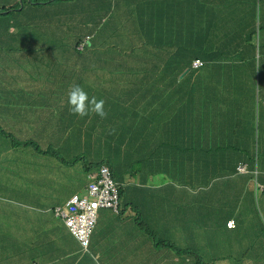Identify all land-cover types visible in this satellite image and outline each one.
Here are the masks:
<instances>
[{
	"label": "crops",
	"instance_id": "crops-1",
	"mask_svg": "<svg viewBox=\"0 0 264 264\" xmlns=\"http://www.w3.org/2000/svg\"><path fill=\"white\" fill-rule=\"evenodd\" d=\"M70 1L75 3L78 0ZM142 1L120 0L119 3L118 0L119 4L110 2L113 7L121 9L124 19L114 11L103 17L91 8L88 15L84 16L85 22H80V19L53 25L43 22V33L36 31L35 16L29 7L19 13L24 8L23 0L14 20L10 21L9 17V21L0 19V123L9 120L13 126L3 128V132H0L5 140V143H0V164L5 166L9 154V147L3 153L2 146L7 144L12 147L13 142L21 143L24 154L17 155V161L12 156V177L9 180L19 189V198L22 200L18 202L21 208L15 216L20 223L27 219L24 228L8 221H4L0 228L5 227L1 234L13 248L20 247L21 240L28 238L29 244L25 245L28 246L27 262L22 263L142 264L136 261V255L147 250L148 233L142 229L141 212L132 200L143 194L146 196L147 188L154 189L162 184L142 183L138 178L128 176L130 174L123 178H126L123 182L118 177L125 194V198L121 199L120 213L100 210L88 251L82 249L64 225L63 219L52 212L54 207L64 206L72 196L85 191L91 173H95L91 169L106 163L108 159L114 162L122 160L117 158L116 150L109 149L105 139L115 129L112 127L116 126L118 110L129 101L110 96L116 91L108 85L102 87L99 78L103 75L113 77L110 81L116 78L126 80L125 84H118L119 88L135 90L141 95L138 103L143 114L140 123L143 126L153 124L154 121L150 120L153 109L161 110L163 107L164 110L168 108L172 111L169 114L170 123H159L160 127L164 124L176 142H185L193 156L201 157V162L211 157L213 174L222 175L223 179L218 183L212 181L208 189L200 187L203 184H198L196 179L190 180L192 187L176 181L182 174L181 170L173 166L171 176L175 181L161 176L170 181V188H178L175 193L179 199L189 202L186 213L179 209L176 218L190 229L189 235L182 232L180 242L192 241L194 247L179 249L197 252L199 259L206 263L229 264L211 262L210 257L211 248L225 241V236L221 235L224 222L228 225L234 219L232 216L228 218L229 211L233 210L237 221H251L254 196H250V190L255 188L254 182L251 184L247 180L237 179L240 175H234L231 170L236 163L252 155L256 140L253 135L255 128H263L264 143V106L260 103V109L256 103L260 95L262 100L264 98V70L261 69L260 55L264 53V0H154L160 21L168 17L172 19L173 32H164L165 28L155 22L152 36L158 40L165 39L167 50L153 54L140 52L141 43L133 44L124 38L132 31L128 21L132 18L131 13L139 18L141 29L146 30V27L152 26L153 16L149 17L147 10L142 9ZM88 2L92 1L86 0V4ZM63 11V8L60 9V14ZM8 32H11L10 37H7ZM252 36L253 42L248 45ZM77 37L83 39L76 46ZM90 41L93 50L91 54L75 52L84 51ZM34 45H39L42 51L50 48L51 54H41L38 59L40 65L38 68L33 67L31 78L15 76L9 68L10 62H17L21 55L20 48H32ZM81 45H84L83 50H79ZM253 47L256 50L252 53ZM254 54L257 55L256 61L253 60ZM151 59L159 67H164V61L193 63L199 60L205 65L194 72L189 67L175 81H169L167 74L162 72L156 77L155 90H151L154 97L149 99L145 91L151 89L148 80L150 71L147 74V63ZM54 63L66 69L55 68L53 71ZM19 64L16 70H20ZM175 71L176 75L181 73L180 66H176ZM64 73L74 76L72 78L67 74L61 80L59 75ZM189 73L193 76L187 77ZM135 78L141 79L140 84H131ZM164 78L166 85L161 83ZM74 84L83 87L89 97L95 96L105 101L106 118L101 119L94 114L81 118L71 114L68 99L63 96L68 94ZM132 86H139V92ZM183 87L187 88L186 92H181ZM181 94L185 96L181 97ZM184 101L189 107L186 112H181L183 116L178 119L177 110ZM134 103L130 102V105ZM170 103L175 106L169 107ZM21 119L28 121L22 123V127L16 121ZM105 128L108 132L103 131ZM96 134L100 137H96ZM179 134L182 137L177 139ZM129 136L133 138V135ZM102 137V146L92 147L84 143L96 142ZM144 139L139 137L140 141ZM3 171L7 172L5 168ZM192 173H195V166ZM186 186H190L191 190L186 191ZM217 188L220 192L219 189L217 192ZM170 230L167 228L164 233L167 240L161 235L158 237L174 245L176 240ZM202 233H210L213 237L202 243V251H198L195 235ZM217 241L216 244L212 243ZM56 242L60 247L55 245ZM161 243L156 241L159 247L169 248ZM235 248L239 253L249 250L248 246L239 249L238 244ZM260 252L264 258V250ZM10 254L13 264L21 262L18 251L13 250ZM250 254L251 258L243 255V260L232 262L257 264L259 257L253 252ZM175 256L183 258V262L188 264L197 262L192 254L176 252Z\"/></svg>",
	"mask_w": 264,
	"mask_h": 264
},
{
	"label": "trees",
	"instance_id": "trees-1",
	"mask_svg": "<svg viewBox=\"0 0 264 264\" xmlns=\"http://www.w3.org/2000/svg\"><path fill=\"white\" fill-rule=\"evenodd\" d=\"M92 2H88L86 4V0H78L77 2L73 3L70 0H23L24 8L21 11L23 13L28 9V7L33 11L34 16V22L37 25L36 28L39 33L44 30L43 22L49 23L53 25L54 23H60L61 21H66L70 20V22L77 21L80 19V22H85L84 16H87V12L93 8L92 10H96L97 13L100 16H105L109 14L110 12L114 11L115 13H119L120 17L124 19V15L120 12V8H115L111 5V3H118V0H91ZM111 2V3H110ZM34 3V5L32 4ZM114 5V4H113ZM142 9L147 10V14L149 17L153 16V23L150 28L146 27V30L141 29L139 26L141 23L139 22V18L132 15L131 13V19L128 20L131 24V33H128L126 35L127 37L124 36L125 39H128L131 43H141V51L142 53H156V51H164L166 52L167 50V45H165V39L163 40H158V38H154L152 36L154 34V29L153 26L155 22H159V26H163L164 28L167 27V32L171 33L173 32V29H171V18L168 17L164 19L162 22L160 21V14L156 12V6L157 3L153 0H143L142 1ZM20 8V3L16 4L15 6L12 7H4L3 9L0 10V12H5L9 11L11 9H19ZM64 9L63 13L60 14L59 10ZM131 10V9H130ZM134 10V9H133ZM15 11L8 13V14H3L0 15V19L5 16H9L10 14L14 13ZM17 13V12H15ZM14 13V14H15ZM18 29V28H16ZM14 30V29H10ZM20 30V29H18ZM9 31V30H8ZM18 32V31H17ZM11 32L7 33V37H10ZM83 37H77L76 38V46L82 41ZM24 40V39H23ZM250 42H253V36L249 38V41L247 44L249 45ZM162 44V46H160ZM91 41L90 43L86 46L84 51H76L77 53H87L91 54L92 53V47ZM256 50L255 47L252 49V53ZM113 52H107L106 54H112ZM98 55V54H97ZM261 57L263 58L264 53L260 54ZM97 57V56H96ZM261 58V59H262ZM257 55L254 54L253 60L256 61ZM34 66L38 68V59H36ZM202 62V61H201ZM203 63V66L198 68L201 69L204 67L205 63ZM147 66V74L149 72L150 77L148 78L149 80V87L148 90L145 91V95L151 99V97H154L151 94V90H155L156 84H157V78L160 76V74L163 72L166 73L167 78L170 79V81H175L176 79L181 78L180 75L186 71L189 67L192 68L191 71L194 72L193 68V63H187V62H179V63H172L171 61H164L163 66L164 67H159L154 61V59H151L149 61ZM58 66V67H55ZM180 66L181 73H177V75L174 73L175 67ZM55 68L58 69H66V68H61L57 63H54L53 71ZM173 70V71H172ZM177 72V71H175ZM255 72H257L255 70ZM71 75L69 73H64L62 75H59L61 80L65 78L66 76ZM193 76L192 73H189L187 77ZM58 77V76H57ZM113 78L111 76H101L99 78V81L102 85L104 86H110L113 91H116L115 94L110 95L112 97H116V99L120 100H125L129 101L127 104L123 105V108L121 110H118V116L116 118V126H113L112 131H110L109 136H107V145L109 146V149L116 150V156L119 159L122 160H117V162L111 161V159H108L106 163H100L99 167H95L94 172L99 171L100 167L103 165H107L110 167L113 177H121L122 182L125 181L123 178L130 174L133 178H139L141 177L142 183H152L154 178L157 175H164L162 174V168L167 167L172 168V166L176 170H181L180 165H186L188 167V171L192 172L193 168L195 166V169H198L200 167H204L205 169V176H200L197 175L196 181L198 184L202 183L203 185H199L200 187H205L208 189L210 187L212 181L214 182H220L223 178L222 175L216 174V176L213 174V165L211 162V157H207L203 159L201 162V157H196L192 155V152L188 149L187 145L185 142H176V138L173 136L171 132L168 131L167 134L162 135V128L160 127L159 123H164V124H169L170 120L166 108L164 110L163 107H161V110L158 109H153L151 112V119L153 120L152 125H146L143 126V124H140L142 122V112L139 109V101L141 95L138 94L135 90L131 89H121L119 88L118 84H125L127 81L124 79H118L110 81V79ZM1 79V78H0ZM97 79L93 78L92 80ZM166 78L161 79V83L166 85L165 83ZM110 81V82H109ZM160 81V80H159ZM72 82V81H71ZM71 82L69 84H71ZM141 79L140 78H135L131 84L133 85H138L140 84ZM132 88H136L137 91L139 92L140 87L139 86H132ZM165 91L169 90V88H163ZM187 88L183 87L181 92H186ZM204 92V91H203ZM185 95L181 94V97ZM64 99H68V94L63 96ZM130 102H135L132 106L130 105ZM119 104V103H118ZM189 105L187 104L186 101L181 103V108L177 110V113L179 114L178 119H181L183 116L181 114L182 111H185L188 109ZM127 119V120H126ZM168 119V120H165ZM157 120H160L158 123L156 122ZM19 123V126L22 127V123L25 124L28 121L27 120H16ZM121 122L123 123L122 125ZM168 126V125H167ZM13 127L10 123L9 120H7L5 123L1 124L0 123V132H3V128H10ZM122 127V128H119ZM107 129H103L104 132ZM176 132V131H174ZM133 135V137H138V141L143 144L147 150H141L138 146V141L134 138L128 137L129 135ZM262 134H263V128L262 130L260 128H255L253 131V135L256 136V140L254 143L252 155L250 157H247L245 161H241L239 163H236L235 166L232 168L231 173L234 175H240L237 177V179L241 178L244 181H249L251 184L254 182V189L250 190V196H254V202L252 204L253 206V214L251 217L254 216L255 214V223L254 224H249L248 222L250 221H237L233 210L229 211L228 218H231V216L234 218L233 222L234 227L233 228H228L227 222H224L223 228H222V234L225 236V241L220 242V246H216L211 248L210 252V257L212 259L211 262H228L229 264L233 260H243V255L247 253H252L249 250H245L242 253H239L235 246L238 244L239 249L245 248L248 246L247 242L251 240L253 244H257V249L259 251L264 250V242L262 240V236L264 234V143L262 142ZM111 135V136H110ZM182 135H186V133H183ZM181 134L177 135V139L182 137ZM139 137H145L144 140H139ZM134 139V140H133ZM31 143V142H30ZM87 146L91 145L92 147H99L102 146L104 143V138L102 137L101 140L96 141V142H84ZM21 143L19 142H13L12 147L9 148V154H8V160L5 166L0 164V225L4 221H8L11 224H16L17 226H20L22 228L26 227L27 225V219H23L21 223L19 222V219L15 216L16 211L21 208V205H19V201H22L19 198V189L14 187V184L9 180L12 175L10 174V165L13 164L11 162L12 156H15L14 160L17 161L16 157L17 155H23L24 150L21 148ZM101 148V147H100ZM100 148L98 149L100 151ZM189 150V151H187ZM17 153V155L15 154ZM183 152H188L187 156H179L177 153H183ZM218 164V162L216 163ZM246 165L247 171L245 173H240L238 171L239 165ZM6 169V173L3 171V168ZM20 167H22L20 165ZM97 169V170H96ZM123 171H119L122 170ZM89 173V172H88ZM92 175L94 173H91ZM21 173L18 175L20 176ZM169 176V179L173 180L172 176L170 174H167ZM95 178H90L88 180L87 186L94 180ZM178 182H183L181 179V176L177 177L175 179ZM119 184L120 182L116 180ZM121 182V183H122ZM184 183V182H183ZM186 184L191 185V182L188 181ZM207 184V185H206ZM217 188V192H218ZM220 192V189H219ZM119 194L122 199L125 198V194L122 192V188L120 186L119 188ZM131 205V204H130ZM122 206V204H121ZM63 207V206H62ZM251 209V207H250ZM15 212V213H14ZM115 213V212H114ZM120 211L116 214H119ZM57 217H60L62 220V217L58 215ZM56 217V218H57ZM138 222L140 218L137 216ZM5 227L0 228V264H13L12 261V256L11 252L18 251V257L21 260L19 263H14V264H25L22 262H27L26 260V253H27V248L26 247H18V248H13L9 246L8 239L4 237L1 234V230L4 229ZM96 228V227H95ZM93 232L94 233V230ZM27 229L24 231L26 232ZM160 241L163 244V240H161L158 237L157 242ZM91 242V241H90ZM22 244H29L28 238L26 240H21ZM167 246H172L173 244L171 243H166ZM176 251L178 254H192L197 258V262L195 264H202L203 262L199 259L198 253L195 251H188V250H181L176 248ZM6 254V255H4Z\"/></svg>",
	"mask_w": 264,
	"mask_h": 264
},
{
	"label": "rangeland",
	"instance_id": "rangeland-1",
	"mask_svg": "<svg viewBox=\"0 0 264 264\" xmlns=\"http://www.w3.org/2000/svg\"><path fill=\"white\" fill-rule=\"evenodd\" d=\"M20 2H21V0H0V10L3 9L5 6L7 8L12 7V6H15L17 3H20ZM9 11H11V12L15 11L16 12L17 10L11 9ZM14 13L10 14L9 16L2 17L1 20L2 21H9V19H7L8 17L10 18V21L14 20L16 18V15ZM19 13H21V12H19ZM171 26H172V23H171ZM166 29H167V27H165L164 32L167 33ZM35 44H39V43L36 42ZM17 46H19V44ZM19 50L21 51L20 57H18L17 62L11 61L9 64V68L13 71V74L15 76H27L28 78H31V75L34 74V72H33V67L35 64L34 61L36 59L41 58V54L44 52L51 54L50 48L46 49V51H42L41 48L39 47V45H34L32 48L24 47V48H20ZM18 62H20V64H19L20 70H16ZM261 69L264 70V56L261 60ZM169 81H170V79H169ZM256 103L258 104V107L260 109H262V107L259 106V104L262 103V95H260V97L258 99H256ZM171 105L175 106L174 103H170L169 107ZM166 111H168V108L166 109ZM168 113L171 114L172 111L167 112V114ZM169 114H168V116H170ZM165 120H168V119H165ZM167 133H168V131L166 129V126L163 124L162 135H165ZM98 136L99 135L96 134V137H98ZM3 137L4 136L0 133V143H5V140H3ZM128 137L132 138V136H128ZM133 138L136 139V141H138V137H133ZM138 146L141 150H147V148H145L143 146V144L140 143L139 141H138ZM7 147L11 148L7 144L2 146L1 150L3 153L6 151ZM15 154L17 155L16 152H15ZM177 155L187 156L188 152L177 153ZM180 169H181V174H182L181 179L184 183H187L190 180L194 181L196 179L197 175L205 176L204 167H200L198 169H195V173L189 172L188 167L186 165H180ZM171 171H172V168H168V166H167L166 168L165 167L162 168L161 173L166 174V177L169 178V176L167 174L171 175ZM128 176H130V175H128ZM161 176H164V175H157L154 178L152 183H154V184L160 183L162 185L155 186L154 189L152 187H149L145 191L146 196H143L144 194L143 195L140 194L141 195L140 197L134 198L132 200L134 206H136L137 209L141 212L142 229L144 231H147V233H148L147 241L149 243L148 248L145 252H143L140 255H136L137 256L136 261L137 262L140 261L142 264H188L186 262H183L184 261L183 258L182 259L177 258L175 256V253L177 252L176 248L179 249V247L184 248V249H190V248L194 247L192 241L188 242L186 240V243L180 242L179 238L181 236H183V233L186 235H189L190 229H189V227H187L186 223H183L182 221H178L176 218L179 209L182 211L185 210L184 214L186 213V209L188 208L187 206H189L188 205L189 202H188V200L179 199L178 195L175 193V191L178 190V188L176 187L173 189V188H170L168 186L170 183L169 180H171V179H169V180L167 178L164 179ZM114 178H115V180H118L117 176ZM138 179L141 180V177H139ZM125 180H126V178H125ZM172 181H175V180L173 179ZM179 188H182V187L179 186ZM185 190L190 191L191 190L190 186H186ZM147 199H150L149 202H147ZM151 199H153V200H151ZM52 212L55 216H58V208L57 207H54ZM146 212H148L149 219H147V215H146L147 213ZM255 222L256 221H255V214H254V216L251 217V221L248 223L254 224ZM167 228H171L170 233L174 234V239L176 240V242L174 241V245H172L170 247L166 245L167 242H165V241L163 242V246L169 247L168 249H166L164 247H159L156 244V241L158 240L159 235H161V237L164 240L168 239V237H166L164 235L165 230H167ZM212 237H213V235L210 233L208 235H206L204 233H202L200 235L199 234L195 235V245L197 247V250L202 251V243L207 242ZM215 240H217V238H215ZM262 240L264 242V234L262 236ZM212 243L216 244V243H218V241L212 242ZM55 245L57 247H60V244L57 242L55 243ZM33 246L35 248L39 247V245H33ZM20 247H25V244L20 243ZM248 249H249V251L253 252V254L255 256L259 257V260H257V264H264V258H262L261 252L257 249V244H253L251 242V240H249L248 241ZM181 250H183V249H181ZM131 256H133V255H131ZM244 256L247 258L252 257V255L250 253L244 254ZM202 262H203L202 264H210V263H206L204 261H202ZM47 264H54V263L49 262ZM101 264H106V263L103 262ZM230 264H237V263L231 262Z\"/></svg>",
	"mask_w": 264,
	"mask_h": 264
},
{
	"label": "built area",
	"instance_id": "built-area-1",
	"mask_svg": "<svg viewBox=\"0 0 264 264\" xmlns=\"http://www.w3.org/2000/svg\"><path fill=\"white\" fill-rule=\"evenodd\" d=\"M83 48L84 45H81L79 50ZM202 66L203 63L199 60L193 62L194 69ZM262 105L264 106V98ZM238 171L245 173L246 165H239ZM91 178L95 179L84 196L76 195L69 201L67 207L58 208V215L71 228L85 250L96 226L98 211L100 209H109L116 213L120 211L119 186L110 168L102 166L98 174L92 175Z\"/></svg>",
	"mask_w": 264,
	"mask_h": 264
},
{
	"label": "clouds",
	"instance_id": "clouds-1",
	"mask_svg": "<svg viewBox=\"0 0 264 264\" xmlns=\"http://www.w3.org/2000/svg\"><path fill=\"white\" fill-rule=\"evenodd\" d=\"M21 6V5H20ZM18 11V9H17ZM16 11V12H17ZM22 11V10H21ZM20 11V12H21ZM8 13H11V11H5V12H0V15H3V14H8ZM68 104H69V107H70V112L71 114L73 115H76V116H79L81 118L83 117H86V116H89L91 114H94V115H97L99 116L101 119H104L107 117V112L105 111V101L103 99H98L97 97L95 96H91L89 97L88 93L84 90L83 87H81L80 85H72L68 91ZM103 166H107V165H103ZM102 167V166H101ZM100 167V169H101ZM108 168H110L109 166H107ZM99 169V171H100ZM111 170V169H110ZM95 172L93 175L95 174H98V172ZM112 173V171H111ZM92 176V175H91ZM91 178V177H90ZM115 179V178H114ZM116 181V180H115ZM93 182V180H92ZM90 182V184L92 183ZM116 183L118 184L119 188H120V184L116 181ZM90 184L88 186H86V189L84 192L82 193H77L75 194L74 196L76 195H80V196H84L86 194V191L88 189V187L90 186ZM72 196L68 202L62 207V206H59L57 208H65L67 207V204L69 203V201L74 197ZM120 207H121V197H120ZM102 210V209H100ZM100 210L98 211V216H99V212ZM106 210H109V209H106ZM112 211V210H110ZM114 212V211H113ZM116 213V212H115ZM64 221V220H63ZM98 224V217H97V223H96V226ZM64 225L68 228V230L71 232V234L75 237V239L79 242V239L75 236V234L73 233V231L71 230V228L66 224V222L64 221ZM229 225H231V227H229ZM95 226V227H96ZM229 228H233L234 227V222H230L228 223L227 225ZM93 234V233H92ZM92 237V235H91ZM90 241H91V238L89 240V246H90ZM80 244V242H79ZM80 246L82 247V245L80 244ZM88 246V248H89ZM88 248L87 250H85L83 247L82 249L84 251H88Z\"/></svg>",
	"mask_w": 264,
	"mask_h": 264
},
{
	"label": "snow or ice",
	"instance_id": "snow-or-ice-1",
	"mask_svg": "<svg viewBox=\"0 0 264 264\" xmlns=\"http://www.w3.org/2000/svg\"><path fill=\"white\" fill-rule=\"evenodd\" d=\"M229 227H231V225H229Z\"/></svg>",
	"mask_w": 264,
	"mask_h": 264
},
{
	"label": "water",
	"instance_id": "water-1",
	"mask_svg": "<svg viewBox=\"0 0 264 264\" xmlns=\"http://www.w3.org/2000/svg\"><path fill=\"white\" fill-rule=\"evenodd\" d=\"M34 5V3H32Z\"/></svg>",
	"mask_w": 264,
	"mask_h": 264
}]
</instances>
